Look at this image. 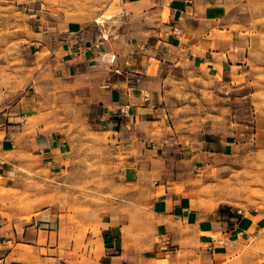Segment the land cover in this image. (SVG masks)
I'll return each instance as SVG.
<instances>
[{
  "label": "crops",
  "instance_id": "obj_1",
  "mask_svg": "<svg viewBox=\"0 0 264 264\" xmlns=\"http://www.w3.org/2000/svg\"><path fill=\"white\" fill-rule=\"evenodd\" d=\"M35 16L23 52L40 95L95 117L122 152L129 191L82 236H67L56 209L39 213L31 201L42 172L56 179L67 169V139L5 111L0 264H264V215L225 213L203 194L200 163L231 142L178 129L167 104L187 69L226 83L246 75L261 105L264 24L253 25L264 20V0H107L95 19ZM259 115L264 126V108ZM20 198L31 215L18 214Z\"/></svg>",
  "mask_w": 264,
  "mask_h": 264
},
{
  "label": "rangeland",
  "instance_id": "obj_2",
  "mask_svg": "<svg viewBox=\"0 0 264 264\" xmlns=\"http://www.w3.org/2000/svg\"><path fill=\"white\" fill-rule=\"evenodd\" d=\"M106 1L7 0L0 7V116L9 111L10 120L17 118L26 125L44 122L62 130L61 136L69 144L67 169L56 179L50 178L47 170L42 172L40 182L31 183L36 192L31 201L40 204L39 213L56 209L63 232L76 238L103 215L114 212L119 198L129 191L121 178L122 152L96 124L95 117L81 116L69 101L42 98L23 45L32 36L36 13L95 19ZM262 23L264 20L255 21L254 30ZM182 75L181 82L169 85L173 91L167 102L177 128L191 129L195 138H212L218 146L231 142L200 163L203 194L225 213L256 210L264 215V126L259 122L264 97L258 105L248 95L257 85L248 83L246 75L229 77L230 83L206 72L186 69ZM253 78L250 75L249 82ZM54 108L58 115L46 116ZM21 199L19 211L24 210ZM19 211L27 216L33 212ZM69 255L61 253L64 258Z\"/></svg>",
  "mask_w": 264,
  "mask_h": 264
},
{
  "label": "built area",
  "instance_id": "obj_3",
  "mask_svg": "<svg viewBox=\"0 0 264 264\" xmlns=\"http://www.w3.org/2000/svg\"><path fill=\"white\" fill-rule=\"evenodd\" d=\"M238 214H239L240 216H243V215H244V213H243L241 210H238Z\"/></svg>",
  "mask_w": 264,
  "mask_h": 264
}]
</instances>
